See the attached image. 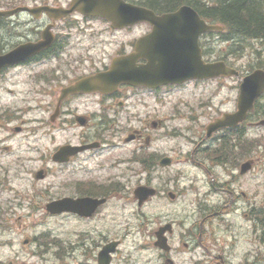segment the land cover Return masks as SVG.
Instances as JSON below:
<instances>
[{"label": "flooded vegetation", "instance_id": "obj_1", "mask_svg": "<svg viewBox=\"0 0 264 264\" xmlns=\"http://www.w3.org/2000/svg\"><path fill=\"white\" fill-rule=\"evenodd\" d=\"M260 1L261 11L264 13V0ZM35 3L70 6V2L64 4L62 0H31L29 2L0 0V10L24 8L27 4L34 5ZM204 5L200 3V7L197 5L194 7L203 13ZM204 12L209 11L204 10ZM48 17L46 14L40 18L34 17L27 11L19 12L11 17L0 16V56L7 55L20 46L38 42L45 28L49 26L54 31V41L49 47L39 52L26 48L24 50L31 53L27 58L0 66V131H3L0 136L1 245L8 246L9 233L14 235L22 228V211L27 207L33 208L34 205L32 201L26 204V198L22 196V168L30 166L26 159L27 156L22 155V134L36 135V128L28 129L25 124L37 123L38 127L44 130L69 132L72 139L63 144L78 147L92 143L98 144L94 148L74 152L65 162L53 158L62 146V144L56 145L51 149L50 155L42 160V165L39 167L45 177L51 175L57 179L54 202H60L64 198L70 200L66 212L55 214L56 216L66 215L70 219L71 227H75L74 231H79V234H76L77 240L71 243L70 253L75 255L81 249L88 257L91 247L86 242L90 245H97L92 231H96L98 237L106 245L110 242V238L102 232L106 228L107 220L118 223L119 201L123 198L137 201L134 198L135 188L132 192L127 190L135 173L129 171L127 167L123 169L122 165L137 162L138 151L141 150L143 153L141 164L147 169V186L155 188L159 194L165 191L170 192V189L161 185V179L164 177H157L160 180L154 184L155 174L158 169H162L163 172L164 169L170 168L171 164L174 165L182 160L173 156L176 153L170 154L161 152L158 148H151L160 139L158 130L164 131L163 140L171 136L169 131L164 130V120L168 118L167 114L170 112L168 104L171 89L184 87L191 83L199 85L202 82L213 81L218 84L213 92L215 93L212 97L213 102L203 105L202 97L194 100L178 99L173 109L182 110L180 105H183V110L189 112L198 110L199 117H211L203 124L197 116L192 114V120L195 121L197 118L194 133L195 147L189 156H185L189 162L203 166L210 173L208 165L222 169L224 174L218 176L216 172L217 180L212 178L210 183L213 191L223 194L224 198L212 201L207 195L199 197L196 201L198 218L193 226L184 232L186 239L182 234L177 235V224L173 223L174 230L166 232L170 243V248L166 252L155 247L159 225L151 229L150 244L160 252L158 257L163 264H186L187 262L180 257L183 249L193 251L191 264L264 263V201L259 206L249 201V194L244 190V185L250 172L242 174L243 162L233 157L207 162L200 160L196 155L199 147L213 148L223 142V137L230 138L228 143L233 147L237 136L247 135L246 132L251 126L260 128L258 122L264 119V92L255 99L254 108L248 112L247 118L238 126L221 129L211 137L207 132L210 121L225 113L239 112L242 79L256 69H264V36L250 35L238 39L237 36L234 37L235 34L230 27L227 37L230 38V47L233 50L242 45L240 39L247 40L246 46L239 50L242 53L243 62L232 64L239 73L230 78L192 79L182 84H156L154 86L121 84L107 93L78 92L62 98L66 87L86 76L107 70L115 56L134 52L140 43L151 51L164 42L155 39L150 41V35L155 29L150 22H141L118 30L104 18L85 16L78 12L60 19H55L56 16H53L50 20ZM205 19L208 23L216 20L215 17L208 15ZM96 20H100L99 23L103 24L105 30L111 34L131 30L135 31V35L125 42H118L115 53L108 55L104 46L117 41V34L110 36L109 39H102L103 32L93 27ZM87 30H92V32L88 33ZM86 35H90L94 40L84 37ZM213 36V34L205 36L202 42H212ZM145 37L149 38L141 42ZM249 60H255V63ZM139 63L145 64L147 60L140 59ZM225 80L233 81L232 86L227 87L229 94L218 97L220 84ZM32 112H41L42 116L40 119L36 117L30 119L27 115ZM25 118H28V121ZM133 138L135 139L132 142L127 141ZM114 142L124 143V145L138 142L136 144L138 147L133 149L128 157L122 158L125 161L115 158L109 165L105 159L101 158V155ZM164 157L172 158L168 162L171 163L170 165L162 164ZM256 167L255 164L254 169ZM107 168L114 171L107 174ZM64 176H67L66 191H64V182H62ZM123 177H125L124 181ZM34 179H36V174ZM238 210H241L252 223V233L247 241L252 247L245 250L239 261L234 263L230 257L235 255L233 248L237 243L236 236L231 233V225L225 224V218L219 217ZM108 213L111 219H107ZM216 218H219V224L213 223ZM82 230L84 233L80 232ZM229 234L230 239L227 238ZM120 237L112 240H117L122 245L124 238ZM176 238H179L177 241L179 245H175L177 244ZM15 259L17 260V257Z\"/></svg>", "mask_w": 264, "mask_h": 264}, {"label": "rangeland", "instance_id": "obj_2", "mask_svg": "<svg viewBox=\"0 0 264 264\" xmlns=\"http://www.w3.org/2000/svg\"><path fill=\"white\" fill-rule=\"evenodd\" d=\"M64 4L69 3L71 0H62ZM215 3L218 0H213ZM100 20H96L93 27L103 32L102 39H109L117 34V41L109 43L106 46L108 55L115 53L118 42H125L131 39L135 32L123 31L121 33L111 34L105 30V26L99 23ZM92 32V30H87ZM84 37H90L86 35ZM94 40L93 38H91ZM223 52V51H222ZM231 60H235L232 58ZM250 61V60H249ZM237 62V61H236ZM241 59L239 63H242ZM255 63L254 61H250ZM229 86H232L233 81H226ZM236 83V82H235ZM218 84L214 82H206L202 84L191 83L185 87H179L171 89L169 93V104L170 118L169 121V132H173L176 135L170 136L169 138L162 139L163 130H158L159 140L154 144L151 149L158 148L161 152L175 154L177 159L182 160L177 162L170 168L158 169L155 174L156 178L154 184H157L160 179L157 177H164L161 179V185L166 189H170L178 194L177 200H171L168 195H164L160 198H154L152 202L146 205L143 209H140L138 204L133 200L121 199L120 210H119V221L113 223L107 220L106 228L102 232L107 235L108 238L113 239L121 236L124 238L123 244L120 246V251L115 255L113 264H163L158 258L160 252L157 251L150 244V232L154 227H158L163 222H174L177 224V235L182 234L186 239L187 232L195 223L198 218L196 201L199 197L207 195L212 201H216L221 198L223 200L224 195L219 192L213 191L211 179L215 177L217 172L218 176H222L224 173L219 167H210L208 165V172L203 166L196 164L195 162H189L186 153L189 149L192 150V144L189 142L190 139H194L197 126L196 120L190 118V112L187 113L183 110V105H180L183 115L174 113V105L176 103L175 95L194 100L198 97H206L212 95L213 91L217 89ZM220 91L218 97L222 95H228L229 90L225 85H220ZM195 105V104H193ZM41 112H32L27 115L30 119L38 118L42 116ZM200 119V123H205L209 119L208 116L199 117L198 111L193 113ZM28 121V118H25ZM139 121V120H138ZM140 126V121L138 122ZM25 126L28 129L36 128V135L22 134V155L27 156L28 164L25 168H22V196L26 199V204L31 201L34 203L33 208L27 207L22 211V228L17 231L14 235L9 233L10 240L13 241L12 245L1 246L0 244V264H9L12 259L14 264H84L82 262L87 261L85 264H96L97 256L102 246L105 244L96 231H92V236L96 239L97 245L86 244L91 247V250L86 257L83 250H78L75 255L70 253L72 241L77 240L76 234L73 233L74 226L71 227V222L67 216H52L45 211V205L52 200L56 195L55 188L57 179L54 176H50L43 181H35L33 172L42 165L43 156L51 153V149L57 144L65 143L67 140L72 139L69 132L61 131H50L39 128L37 123H27ZM182 131V134L179 131ZM3 131H0V136ZM187 134V136H186ZM70 137V138H69ZM250 137L257 139L253 150H251L249 158L257 159L258 166L246 177V183L244 190L249 194V201L255 206H259L264 201V127L252 130ZM77 139V138H75ZM261 139V140H260ZM260 140V141H259ZM258 143H261L258 145ZM138 142L131 143V145H124V143L110 144L107 149L101 155V158L105 159L109 165L112 164L115 158L122 159L128 157L132 153V150L137 148ZM118 145V146H115ZM50 150V151H49ZM147 151V150H145ZM210 150L203 151L199 156L200 160H206L207 162L212 161L208 156ZM141 154V152H138ZM32 160V161H29ZM122 161H125L122 159ZM128 164H123L122 168H126ZM141 166L139 163L133 165V169L136 171L132 177L131 184L128 185V191L132 192L133 188L139 184H146L147 174L140 171ZM107 168V174L113 172ZM160 174H159V173ZM162 173V174H161ZM216 174V175H217ZM166 176V177H165ZM125 180V177L122 178ZM64 191L67 189V176L63 177ZM224 217L225 224L231 225V233L236 236L237 243L233 248V252L236 255L230 257V259L237 263L239 258L242 256L245 250L252 247L249 244L248 238L252 233V223L243 215L241 210L235 211L234 213L227 214ZM219 218H216L213 223L219 224ZM107 219H111L109 213ZM46 233L48 237L42 239V243H38L36 238ZM81 233H84L81 231ZM80 233V234H81ZM50 236V237H49ZM30 238L31 242L25 244L23 241L26 238ZM120 237V238H121ZM177 237V236H176ZM230 239V234L227 236ZM179 238H176V242ZM1 241V238H0ZM60 241V242H58ZM179 243L177 242V244ZM93 246V248H92ZM183 249V247H181ZM264 251V248H263ZM192 252L187 249H183L180 254L181 259H184L187 263L191 264ZM128 255L134 262L129 263L127 261ZM71 256L75 258L71 259ZM17 257V260L15 259ZM77 260V262H75ZM89 261V262H88ZM264 264V263H262Z\"/></svg>", "mask_w": 264, "mask_h": 264}, {"label": "water", "instance_id": "obj_3", "mask_svg": "<svg viewBox=\"0 0 264 264\" xmlns=\"http://www.w3.org/2000/svg\"><path fill=\"white\" fill-rule=\"evenodd\" d=\"M75 9L86 14H98L105 16L113 20L116 27H123L125 25L134 24L142 20H149L153 22L156 26H165V24H181V29L175 32L176 37H185L188 35L185 26L190 25L188 20L183 17L197 16L189 7H182L180 10L174 13L165 14L161 17L157 16L152 10L136 6L134 4L128 3L124 0H73L72 8L62 11L60 8H44L49 12H58L59 15H64L67 12H72ZM196 24V23H195ZM200 26L202 24L203 28L196 30L195 36L199 35L201 30H206L208 26L203 20L197 21ZM170 34L171 32L168 31ZM193 33V35H194ZM172 33L171 37L175 38ZM165 57V68L161 70L158 75H162L165 80H183L189 77H204L210 78L213 76L220 75H232L236 71L229 67L225 61H215L207 63L201 59L198 55L193 60H189L186 57L194 56L196 54V49L194 47L187 48L185 45H181L179 48H168L162 47L158 49ZM183 51V52H182ZM154 72L152 68L148 65L138 68L132 62V55L118 57L113 60L112 67L107 72L95 75L89 79L83 81V84L87 85L90 90H106L111 86H117L122 82H144L149 83L150 78L153 76ZM264 88V73L256 72L252 75L246 77L243 82L241 89V98L243 99L244 112L252 106L254 98L256 95ZM68 91H73L69 89ZM242 113H239L235 118L228 116L229 119L221 123V125L232 124L235 120L236 122L242 119ZM214 123L210 128H215ZM251 166L250 162L244 164V170ZM152 189L146 187H140L138 196L141 200L147 198L150 194H153ZM55 204L49 205L50 211L56 210ZM161 246H165V239H161L158 242ZM114 246L109 245L106 251H104L100 257V264H110V256L108 253L113 250Z\"/></svg>", "mask_w": 264, "mask_h": 264}, {"label": "trees", "instance_id": "obj_4", "mask_svg": "<svg viewBox=\"0 0 264 264\" xmlns=\"http://www.w3.org/2000/svg\"><path fill=\"white\" fill-rule=\"evenodd\" d=\"M144 1L156 10L171 11L184 3H194L195 0ZM216 4L214 7L204 5L203 12L208 10V16L215 17L216 20L226 26L230 25L238 39L250 35L255 37L264 36V13L261 11L260 0H219Z\"/></svg>", "mask_w": 264, "mask_h": 264}]
</instances>
